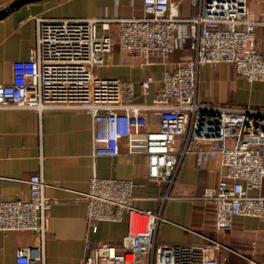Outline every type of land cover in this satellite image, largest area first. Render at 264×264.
<instances>
[{
	"label": "built area",
	"instance_id": "obj_1",
	"mask_svg": "<svg viewBox=\"0 0 264 264\" xmlns=\"http://www.w3.org/2000/svg\"><path fill=\"white\" fill-rule=\"evenodd\" d=\"M189 1L196 10L192 16L179 14V0H141V15L38 17L29 57L14 60L10 80L0 83V109H83L91 116L95 156L143 154L147 179L166 186L159 208L152 210L135 205L134 180L93 174L81 193L88 228L95 232L99 221H118L123 214L128 227L118 244L86 238L87 253L79 264H225L219 248L247 264H264L210 237L203 245L156 240L162 205L188 153L198 165L218 161L216 182L198 197L213 209L217 231L230 230L236 217L264 220V107L213 105L197 97L203 65L228 63L250 82L264 79V37L256 34L264 30V11L257 8L263 0ZM185 47L191 56L163 70L149 102L134 101L131 81L95 72L112 64L115 49L147 69ZM153 82L148 74L140 83L145 99ZM26 182L28 199L0 197V230L44 236L53 203L44 190L57 184L45 182L41 172ZM42 260L37 248L15 252V264Z\"/></svg>",
	"mask_w": 264,
	"mask_h": 264
},
{
	"label": "crops",
	"instance_id": "obj_2",
	"mask_svg": "<svg viewBox=\"0 0 264 264\" xmlns=\"http://www.w3.org/2000/svg\"><path fill=\"white\" fill-rule=\"evenodd\" d=\"M13 1L0 0V10ZM178 8L181 16L196 13L189 0H179ZM257 8L264 11V0ZM132 14H142L141 0H134L133 5L129 0H31L7 10L0 16V83L10 80L14 60L29 57L35 46L38 17L113 18ZM256 34L264 37V30L258 29ZM189 56L191 52L185 47L141 69L134 58L115 49L112 64L99 65L95 72L131 81L136 94L134 101L149 102L163 70L172 67L174 60ZM104 67L109 71L100 73L99 69ZM148 74L153 76L154 82L145 99L140 94V83ZM233 75L235 81L224 96L213 97L201 88L203 85L206 90L210 84L213 86L226 77L232 79ZM197 97L213 105L262 108L264 79L250 82L228 63L203 65L198 72ZM121 146L126 148L124 139ZM219 170L217 160L198 165L192 153L184 157L169 191L171 197L162 205L164 219L158 223L156 240L167 244L203 245L206 237H210L264 263L263 219L236 217L230 230L220 232L214 226L213 209L198 198L205 187L216 182ZM37 172L42 173L45 182L57 184L48 185L44 190L45 197L53 200L44 236L27 230H0V264H15V252L21 246L37 248L43 264H79L87 253L86 238L118 244L128 227L126 214L118 221H99L95 232L85 222L86 201L81 193L87 190L93 174L134 180V203L140 208L157 210L166 192L164 184L147 179L145 155L128 158L123 154L112 157L93 154L92 120L85 110L60 106L41 111L0 109V197L28 199L26 179ZM252 220L255 225L249 226ZM216 252L227 257L228 264H247L232 251L219 248Z\"/></svg>",
	"mask_w": 264,
	"mask_h": 264
},
{
	"label": "rangeland",
	"instance_id": "obj_3",
	"mask_svg": "<svg viewBox=\"0 0 264 264\" xmlns=\"http://www.w3.org/2000/svg\"><path fill=\"white\" fill-rule=\"evenodd\" d=\"M173 56V55H172ZM220 69L221 68H217L216 69V71H220ZM109 71V68H107V67H104V68H102V69H99V72L100 73H102V72H108ZM228 77H226V78H224L223 80H220V81H218V82H216L215 83V85H213V86H211V84H210V86L208 87V88H206V90L203 88V85L201 86V88L203 89V91L205 92V93H207L208 95H211V96H213V97H216V98H218V97H221V96H224L225 94H227L228 92H229V89H231L232 87H231V85H233V82L235 81V77H234V75H233V78L232 79H229ZM233 81V82H232ZM242 84V83H241ZM241 84H238V86H240ZM254 223V220H252L250 223L248 222V224H249V226H253V225H255V224H253ZM222 250V249H221ZM220 250V251H221ZM218 256H219V260H221V261H223L225 264H228L227 263V257L225 258L224 256H221V255H219V254H217ZM242 260H244V259H242ZM255 260V259H254ZM246 263H247V261L246 260H244ZM256 261H258V260H256ZM258 262H260V261H258Z\"/></svg>",
	"mask_w": 264,
	"mask_h": 264
},
{
	"label": "water",
	"instance_id": "obj_4",
	"mask_svg": "<svg viewBox=\"0 0 264 264\" xmlns=\"http://www.w3.org/2000/svg\"><path fill=\"white\" fill-rule=\"evenodd\" d=\"M29 1H31V0H15V1L11 2L4 9L0 10V16L2 14H4L7 10L14 9L18 5L23 4V3H26V2H29Z\"/></svg>",
	"mask_w": 264,
	"mask_h": 264
}]
</instances>
